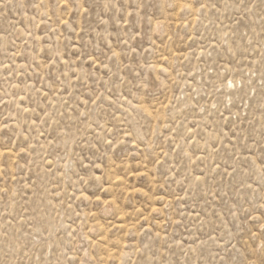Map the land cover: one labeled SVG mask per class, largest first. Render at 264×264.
Wrapping results in <instances>:
<instances>
[{"label":"rangeland","instance_id":"rangeland-1","mask_svg":"<svg viewBox=\"0 0 264 264\" xmlns=\"http://www.w3.org/2000/svg\"><path fill=\"white\" fill-rule=\"evenodd\" d=\"M0 264H264V0H0Z\"/></svg>","mask_w":264,"mask_h":264}]
</instances>
